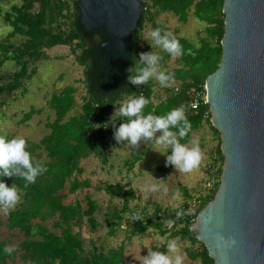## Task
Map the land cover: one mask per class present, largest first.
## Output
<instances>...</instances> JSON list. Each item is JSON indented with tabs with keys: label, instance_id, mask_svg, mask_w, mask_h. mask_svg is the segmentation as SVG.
Listing matches in <instances>:
<instances>
[{
	"label": "trees",
	"instance_id": "obj_1",
	"mask_svg": "<svg viewBox=\"0 0 264 264\" xmlns=\"http://www.w3.org/2000/svg\"><path fill=\"white\" fill-rule=\"evenodd\" d=\"M223 7L224 0H145L143 18L139 21L140 29L132 35L130 56L126 58L128 65L124 66L126 71L121 74L113 69V74H110L112 67L105 66L99 48L89 47L87 42V39L94 36L103 41L106 34L102 30L89 32L81 24L79 0H21L20 5L11 6L10 11L4 14L0 6V16L12 27V31L0 42V66L8 60L14 61L16 66L11 74L0 76L1 97L18 91L25 93L27 81L38 72L36 64L49 59L48 51L61 45L70 47L78 62L86 69L84 81L88 93L82 105V112L68 119L66 117L76 105L77 88L69 86L52 96L51 106L56 117L47 122L50 134L46 135L40 144L33 141L26 144V150L30 152L33 161L40 162L47 168L45 173L37 177L35 183L25 187V181L19 177H0L9 186L14 183L21 192L22 199L18 208L8 211L6 222L0 219V264H18L14 262L17 255L22 260L19 264H124V245L108 252H104L94 243L89 248L82 232L74 229L82 228L85 221L93 229L98 227V203L86 196L87 206L82 201L66 204L65 195L61 192L65 190L68 181L70 193L91 187L90 179L81 180L76 177L84 171L81 166L84 159L94 155L104 163L109 161L110 136L114 135L115 128L123 123L121 119H126L112 116L115 114V105L125 94L131 98L143 95L149 100L143 109L144 115H163L173 108L184 106L192 128L181 143L190 142L192 133L208 123L219 140L215 152L224 163L221 133L212 124L210 105L203 103L198 109H193L190 105L195 91H206L208 76L220 66L223 54L221 41L225 33ZM166 12L173 13L183 22H188L193 12L199 20L207 24V37L200 38L199 47L185 38L176 37L183 49L178 58L181 66L170 72L175 74L174 80L179 85L167 87L165 91L169 94L168 98L156 104L152 80L137 86L131 84L128 77L131 74L129 70L136 68V58L145 52L139 43L146 24L151 22L153 29L160 28L162 33L165 32V27L157 22V17ZM13 36L23 37L24 40L19 45L15 44L10 41ZM170 57L167 53L161 61L165 62ZM119 63L121 64L122 60ZM184 69H187V72H184ZM123 75L127 76V83L126 88L120 90L118 77ZM4 102L1 105H4ZM207 112L210 113L208 117ZM34 113L32 111L27 114L25 119H30ZM113 119H116L114 124ZM42 147L46 152V159L37 161V151ZM167 167L171 169L172 166ZM219 186L220 182L215 191L213 189L205 195L195 208H192L191 203H186L182 209L190 208L192 213L177 218L176 212L163 211L159 206L151 216L136 213L130 206V202L136 198L131 183H109L103 189L112 198L122 200V206L114 208L111 212L114 220L108 222L111 227L109 233L114 235L117 227L121 228L127 213L132 217V220L127 221L130 228L128 239L144 234L149 227L159 228L160 232L165 234L166 227L171 222L170 230L173 234L180 235L182 240L202 244V250L187 248L194 259H200L201 264H215V260L209 255L205 245L195 237L191 227L200 212L215 198ZM184 192L188 198H192L185 187ZM137 215L139 219L136 218ZM54 216H58L56 225L60 227V232L52 231L44 225V221ZM3 226L9 231L19 230L24 234L12 254L3 251L5 245L12 246ZM179 226L181 228L177 230ZM37 235L39 237H35ZM156 251L164 252L165 248Z\"/></svg>",
	"mask_w": 264,
	"mask_h": 264
},
{
	"label": "rangeland",
	"instance_id": "obj_2",
	"mask_svg": "<svg viewBox=\"0 0 264 264\" xmlns=\"http://www.w3.org/2000/svg\"><path fill=\"white\" fill-rule=\"evenodd\" d=\"M20 4L21 0H0L3 14L6 11H10L11 6ZM4 19L3 16H0V42L12 31V27ZM157 22H160L165 27V32H171L176 37L185 38L196 47L200 46L201 37H207L205 32L207 24L199 20L193 12L188 22L181 21L178 16L171 12L162 13L157 17ZM152 30L153 25L151 22L147 23L146 29L140 36L139 45L145 52L149 49V51L165 57L167 52L155 45L151 38ZM12 39L10 41L18 45L24 40L23 37L15 38V36ZM95 39H98V37H95ZM88 46L92 47L93 44L90 42ZM96 46H99V44ZM1 49L2 47L0 46V54ZM48 55L50 56L49 59L39 61L36 64L38 72L36 71L37 73L32 75L33 77L27 81L25 93L18 91L10 95L7 94L5 97L0 96V136H6L9 139L22 136L26 139V142L33 141L40 144L41 140L51 132L47 122L53 121L56 117L55 111L51 106V98L54 93L61 92L69 86L77 88L75 94L76 105L66 119L82 112V105L88 96L84 81L86 69L78 62L68 46H56L48 51ZM138 58L134 61V67H137L136 61ZM178 58L179 55H171L165 62L160 61L161 69L170 72L174 68L181 66ZM15 68V62L8 60L0 66V76L11 74L15 71ZM184 72H187V69H184ZM151 80L154 85L156 96L154 102L156 104L168 98L169 94L165 91L167 87L179 85L176 80H173L170 86L165 87L157 80ZM130 98L125 94L122 100L115 105V112L125 100ZM3 101H5V104L1 105ZM32 111L35 112L32 117L28 120L25 119V116ZM118 116L119 113L117 111L112 118ZM159 134L157 133L156 135L158 136ZM193 135L200 138L202 162L199 167L193 169L190 173L175 170L174 166L169 169L166 165V155L154 150L151 147V142L142 140L139 148L134 149L128 146L126 142L124 144L117 142L114 135L110 136L109 161L107 163H104L99 157L94 155L81 162L84 171L80 175L77 174L76 177L81 180L90 179L91 187L80 189L76 193H70V181H68L65 190L61 194L65 195L66 204L82 201L87 206L86 196H90L98 203L99 208L96 214L99 223L98 227L93 229L85 221L82 228H74L75 231L82 232L85 243L89 248L94 243L104 252H108L110 249H117L124 245V264H142L141 261L148 254L149 249L156 251V249L162 250L165 248L164 252H167L168 241L175 239L185 256L184 264H201L200 259H194L188 253L187 248H192L196 251L202 250V244L182 240L180 235L172 233L169 225L166 227L165 234H162L159 228L149 227L144 234L128 239L130 228L127 221L132 220V217L127 213V218L121 224V228L117 227L115 234L111 235L109 233L111 227L108 225L109 221L114 220L111 212L114 208L122 206V200L112 198L103 189L109 183L118 181L122 183L130 182L136 193V198L130 202V206L136 213L148 216L153 215L158 206L163 211L176 212L188 202L192 204V207L194 204L199 205L202 198L212 191L209 189V185L207 187L209 180L206 168H208L210 163H218L220 166H224V163L221 162L215 152L219 140L215 138L214 131L208 123L196 130ZM188 143L190 144V142ZM37 154L38 157L40 155L39 159L36 156L37 161L46 159V152L43 147L37 151ZM150 185H158V189L152 191L148 188ZM216 186L213 191H215ZM184 187L187 188L188 193L192 197L191 199L184 192ZM20 202L16 208L20 206ZM7 213L0 210V219L6 222ZM57 220L58 216L50 217L44 221V225L52 231L60 232V227L56 225ZM197 220H195L194 224L197 223ZM192 227V232L198 235V233L193 231ZM180 228L181 226L177 230ZM3 230L15 248L20 244L21 239L24 238V234L19 230L9 231L6 226H3ZM21 261L19 255H17L14 262L19 264Z\"/></svg>",
	"mask_w": 264,
	"mask_h": 264
},
{
	"label": "water",
	"instance_id": "obj_3",
	"mask_svg": "<svg viewBox=\"0 0 264 264\" xmlns=\"http://www.w3.org/2000/svg\"><path fill=\"white\" fill-rule=\"evenodd\" d=\"M145 0H79L89 32L103 31L101 55L125 54ZM219 68L206 80L211 121L225 157L215 198L192 227L215 264H264V0H224ZM235 236L234 248L217 236Z\"/></svg>",
	"mask_w": 264,
	"mask_h": 264
},
{
	"label": "clouds",
	"instance_id": "obj_4",
	"mask_svg": "<svg viewBox=\"0 0 264 264\" xmlns=\"http://www.w3.org/2000/svg\"><path fill=\"white\" fill-rule=\"evenodd\" d=\"M151 38L155 45L172 56L182 53V46L176 36L171 32H163L160 28L151 31ZM162 57L153 51L142 52L136 61L137 67L130 69L128 80L133 85L146 84L155 79L162 86H170L175 74L162 70L160 61ZM149 103L143 95L127 99L117 109L119 117L126 119L115 128L114 137L117 142L126 144L134 149L139 148L141 141L151 142V147L166 155V165L174 166L175 170L190 173L200 166L202 162V150L200 138L192 137L189 143H181L191 131L192 124L187 118L184 106L176 107L163 115L143 114L144 107ZM116 111V112H117ZM115 112V113H116ZM119 119V118H117ZM116 119H113V124ZM157 133H160L158 136ZM26 139L16 136L11 139L0 136V177H19L25 181V187L35 183L38 176L47 171L40 162H34L28 150ZM152 191L158 189V185H150ZM21 200V192L14 183L9 186L0 179V210L5 212L14 210ZM192 209H180L176 211V217L181 218L190 215ZM139 219V215L136 216ZM171 222H169V227ZM218 247L234 248L238 241L235 236H217ZM3 251L12 254L15 246L5 245ZM185 256L181 252L177 240L172 239L167 243V252H149L141 261L142 264H184Z\"/></svg>",
	"mask_w": 264,
	"mask_h": 264
},
{
	"label": "built area",
	"instance_id": "obj_5",
	"mask_svg": "<svg viewBox=\"0 0 264 264\" xmlns=\"http://www.w3.org/2000/svg\"><path fill=\"white\" fill-rule=\"evenodd\" d=\"M205 88H206V85H205ZM206 91L204 90H197L195 91V97L192 99L190 105H191V108L193 109H198L201 107V105L203 103H208V100H207V89H205ZM209 112L206 113V117L209 116ZM223 169V166L219 165L218 163L217 164H214V163H210L207 170L209 171V174L212 175L210 177V180L207 184V187L208 185L210 186V190H213L215 188V186L220 182L221 183V177H222V170ZM196 204H194V206L192 208H195Z\"/></svg>",
	"mask_w": 264,
	"mask_h": 264
},
{
	"label": "flooded vegetation",
	"instance_id": "obj_6",
	"mask_svg": "<svg viewBox=\"0 0 264 264\" xmlns=\"http://www.w3.org/2000/svg\"><path fill=\"white\" fill-rule=\"evenodd\" d=\"M87 42L88 43L91 42L93 44L92 48H99V51H101L100 50V44L103 42L101 39H99V38L98 39H95V36H94L92 39H87ZM97 44H99V46H96ZM131 47H132V45H131ZM131 47L127 50V52L125 54H119V55H116L115 54L113 60H111V61H107L106 60L107 54L106 55H101V52H100L101 58H103V60L105 61V64H106L105 66L112 67L110 69V74H113V69L115 71H118V72L120 71L121 74H124L125 73L126 70H125L124 66L125 65H128L127 62H126V58L130 54L129 50L131 49ZM115 57H118V59L116 60ZM120 60H122V63L121 64L119 63ZM118 78H120L119 89L121 90L123 87L126 86L127 76L126 75H123V77L122 76H119Z\"/></svg>",
	"mask_w": 264,
	"mask_h": 264
},
{
	"label": "crops",
	"instance_id": "obj_7",
	"mask_svg": "<svg viewBox=\"0 0 264 264\" xmlns=\"http://www.w3.org/2000/svg\"><path fill=\"white\" fill-rule=\"evenodd\" d=\"M198 130H199V129H198ZM194 132H195V131H194ZM194 132H193V133H194ZM197 132H198V131H197ZM197 132H196V133H197ZM193 133H192V137H194ZM196 133H195V134H196ZM214 134H215V133H214ZM215 138H216V136H215ZM210 154H211V152H210ZM205 168H206V167H205ZM206 170H207V168H206ZM206 172H207L206 174H207V176H208V180H210V174H209V171L207 170Z\"/></svg>",
	"mask_w": 264,
	"mask_h": 264
}]
</instances>
